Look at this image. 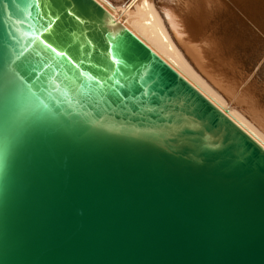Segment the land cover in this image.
I'll return each instance as SVG.
<instances>
[{
    "label": "water",
    "instance_id": "95a60500",
    "mask_svg": "<svg viewBox=\"0 0 264 264\" xmlns=\"http://www.w3.org/2000/svg\"><path fill=\"white\" fill-rule=\"evenodd\" d=\"M0 264H264V146L98 0H0Z\"/></svg>",
    "mask_w": 264,
    "mask_h": 264
},
{
    "label": "bare ground",
    "instance_id": "6f19581e",
    "mask_svg": "<svg viewBox=\"0 0 264 264\" xmlns=\"http://www.w3.org/2000/svg\"><path fill=\"white\" fill-rule=\"evenodd\" d=\"M98 1L117 21L133 31L215 104L221 109H227V113L264 146V86L257 84L260 78L264 83V53L256 63L258 67L251 70V76L242 79L236 74L237 62L232 54V45L236 39L227 33L229 9L226 5L238 7L243 20L250 23L251 30L256 34L264 33L263 22L256 20V14L248 13L252 8L248 2ZM242 42H239L240 48L244 50L246 45Z\"/></svg>",
    "mask_w": 264,
    "mask_h": 264
},
{
    "label": "rangeland",
    "instance_id": "374dc122",
    "mask_svg": "<svg viewBox=\"0 0 264 264\" xmlns=\"http://www.w3.org/2000/svg\"><path fill=\"white\" fill-rule=\"evenodd\" d=\"M227 10H228V26H233L236 27L238 26V24L240 23L242 25V27L245 29L242 32L244 33V35L241 37L242 40L244 41L246 47L244 50H241L240 45L241 44H234L235 46L233 47L234 49L232 50V54L234 55L235 58V62H237L236 67H235V71L236 74L238 76H241L242 79L246 80L248 79L249 76H251V70L254 69V67H258L256 65L257 62H259V60L262 58L263 53H264V39H261L257 42V35H260L261 38H264V33H259L256 34V32H254V30H251V26L250 23L246 21L247 20H243V18L241 17V13H239V9L238 7L232 6V5H226ZM233 8V9H231ZM236 8V9H235ZM238 11V12H237ZM236 12V14H235ZM231 18H230V17ZM240 20V21H239ZM234 21V22H233ZM210 22V20H209ZM232 23V24H231ZM244 23V25H243ZM210 24V23H209ZM246 24V25H245ZM247 26V29H246ZM230 28V27H229ZM250 29V30H249ZM247 30V31H246ZM256 34V35H255ZM253 35V36H252ZM249 37V38H248ZM249 39V40H248ZM252 39V40H251ZM255 39V41H254ZM239 40V39H238ZM241 40V39H240ZM247 40V41H246ZM250 41V42H249ZM254 41V42H252ZM249 45V46H248ZM256 46V47H255ZM236 52V53H235ZM243 53V54H242ZM236 55V56H235ZM261 56V57H260ZM242 59V60H241ZM251 65V66H250ZM255 68V69H256ZM254 69V70H255ZM250 70V71H249ZM243 75V76H242ZM262 79H264V69L262 72ZM261 79V78H260ZM258 79L257 84H259V86H264V83ZM244 80L241 82V84L244 83Z\"/></svg>",
    "mask_w": 264,
    "mask_h": 264
},
{
    "label": "snow or ice",
    "instance_id": "6c2138e0",
    "mask_svg": "<svg viewBox=\"0 0 264 264\" xmlns=\"http://www.w3.org/2000/svg\"><path fill=\"white\" fill-rule=\"evenodd\" d=\"M39 15V13H37ZM44 15H48V13H44Z\"/></svg>",
    "mask_w": 264,
    "mask_h": 264
}]
</instances>
